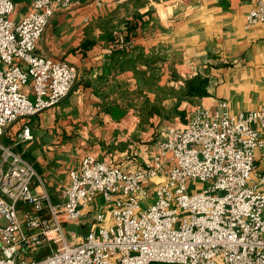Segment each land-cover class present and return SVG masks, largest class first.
I'll list each match as a JSON object with an SVG mask.
<instances>
[{
    "label": "built area",
    "instance_id": "obj_1",
    "mask_svg": "<svg viewBox=\"0 0 264 264\" xmlns=\"http://www.w3.org/2000/svg\"><path fill=\"white\" fill-rule=\"evenodd\" d=\"M29 1L15 20V1L0 0V264H264V170L257 166L264 104L238 114L226 101L195 105L139 167L87 152L70 171L62 200H52L34 164L1 138L72 91L77 68L36 47L56 11L73 0ZM121 1L94 0L97 6ZM246 21L264 23V0ZM111 45L135 46L121 29ZM17 139H33L29 124ZM94 204L96 226L84 237L68 231ZM42 247L50 248L46 256H24Z\"/></svg>",
    "mask_w": 264,
    "mask_h": 264
},
{
    "label": "crops",
    "instance_id": "obj_2",
    "mask_svg": "<svg viewBox=\"0 0 264 264\" xmlns=\"http://www.w3.org/2000/svg\"><path fill=\"white\" fill-rule=\"evenodd\" d=\"M14 1L12 17L20 20L30 1ZM256 1L122 0L97 6L94 0H73L56 11L36 47L77 68L72 91L8 127L1 140L34 164L59 202L70 171L87 152L126 169L139 167L156 146L149 150L148 141L158 127L186 121L195 105L226 101L234 114L261 107L264 23L248 27L246 21ZM115 29L131 37L132 50L111 45ZM198 74L209 77L208 95L182 97ZM25 123L33 139L17 142ZM33 189L41 191V182ZM96 209L94 204L84 210L81 226L88 232L96 226Z\"/></svg>",
    "mask_w": 264,
    "mask_h": 264
},
{
    "label": "rangeland",
    "instance_id": "obj_3",
    "mask_svg": "<svg viewBox=\"0 0 264 264\" xmlns=\"http://www.w3.org/2000/svg\"><path fill=\"white\" fill-rule=\"evenodd\" d=\"M171 124L172 123H170L168 126H166L164 128H159L158 127V131H156L155 134H153V136L149 137V141H148L149 150H151V147L153 145H155V143L157 141H159L160 139H162L164 137L165 132L167 131L169 126H171ZM263 158H264V151H263L262 155L259 156V159L257 161V166H258V168L260 170L264 169V166L261 165L262 162L260 163V160L261 159L263 160ZM110 209H111V207H110ZM93 214H94V210L90 213V215L88 217V220L91 219ZM71 229L75 230L77 232V235L80 236V237H84L87 234V232H88V228H86V227L82 228L81 222L79 224L70 223L68 225V227H67V230L70 231ZM49 252H50V248L49 247H42L39 250H36V251H33V252H28L27 253L28 255L25 254L24 256H26L28 259H31V258L38 259V258H41L43 256H46ZM152 264H174V263L152 262Z\"/></svg>",
    "mask_w": 264,
    "mask_h": 264
},
{
    "label": "trees",
    "instance_id": "obj_4",
    "mask_svg": "<svg viewBox=\"0 0 264 264\" xmlns=\"http://www.w3.org/2000/svg\"><path fill=\"white\" fill-rule=\"evenodd\" d=\"M130 37L129 35H127ZM209 77L201 74L189 79L186 83V87L182 89L181 96L185 98L203 97L208 95L207 85Z\"/></svg>",
    "mask_w": 264,
    "mask_h": 264
}]
</instances>
